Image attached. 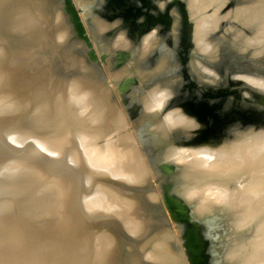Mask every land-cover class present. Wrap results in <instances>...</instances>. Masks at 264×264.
Wrapping results in <instances>:
<instances>
[{
    "label": "water",
    "instance_id": "95a60500",
    "mask_svg": "<svg viewBox=\"0 0 264 264\" xmlns=\"http://www.w3.org/2000/svg\"><path fill=\"white\" fill-rule=\"evenodd\" d=\"M0 264H264V0H0Z\"/></svg>",
    "mask_w": 264,
    "mask_h": 264
},
{
    "label": "clouds",
    "instance_id": "9594fccd",
    "mask_svg": "<svg viewBox=\"0 0 264 264\" xmlns=\"http://www.w3.org/2000/svg\"><path fill=\"white\" fill-rule=\"evenodd\" d=\"M193 122L195 123V120H194V118H193ZM198 126V125H197Z\"/></svg>",
    "mask_w": 264,
    "mask_h": 264
}]
</instances>
